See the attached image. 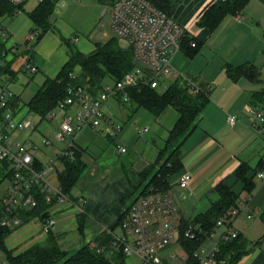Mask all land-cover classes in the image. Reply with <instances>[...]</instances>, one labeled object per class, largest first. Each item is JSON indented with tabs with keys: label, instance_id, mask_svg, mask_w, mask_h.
Wrapping results in <instances>:
<instances>
[{
	"label": "crops",
	"instance_id": "0c3cea01",
	"mask_svg": "<svg viewBox=\"0 0 264 264\" xmlns=\"http://www.w3.org/2000/svg\"><path fill=\"white\" fill-rule=\"evenodd\" d=\"M63 1L65 6L74 1L80 2ZM93 1L102 6L100 15L107 13H103V9L110 0ZM213 1L173 0L174 6L170 10L171 17L184 26L187 33L198 42V48L192 55H187L184 49L176 51L171 57L172 68L178 77L184 80L188 79L195 84L198 82L207 84L209 92L208 100L200 112L196 125L181 144V166L177 172L170 175L167 187L148 193L144 188L154 171L158 170L160 164L167 158L168 150L162 154L161 149L165 146L170 130L179 116L178 111L168 105L154 114L120 97L109 99L104 109L108 115L122 124L121 131L118 137L114 138L108 136L102 130V126H98L97 129L108 136L113 146H116L118 140L122 142L126 146V151L119 152L114 147L118 161L115 163L104 161L102 166L89 156L86 146L74 143L84 150L82 160L85 167L71 189L72 201L50 204L48 215L54 217L55 222L49 232L42 230L38 217L25 220L8 236L7 244L10 248L17 252L35 243H43L51 235L63 251L73 254L83 245L92 244L94 238L101 232L113 236L124 235L123 223L127 212L141 199L167 196L178 217L171 239L179 244L182 255L187 257L179 240L178 227L185 225L186 229L198 226V217L212 209L219 200L216 186L222 183L233 192L237 208L231 207L226 212L230 215L229 220L224 221L222 226L217 228L214 226L212 238H205L202 243L208 239L212 242L210 249L215 246L218 249L221 233L231 225L244 242V252L235 264H264V220L261 217L264 211V178L257 175L259 171H264V138L250 124V117L246 111V106L255 104L252 101L258 98L261 90H264L256 84V81L260 80V67H264V0H245L237 11L221 14L217 24L210 29L201 25L199 18ZM24 4L21 9H24ZM237 15H240L239 19ZM54 30L52 24L42 36H38L34 46L33 55L37 70L30 77L33 79L34 75L35 78L37 76L40 84L46 77H54L68 57L61 47L65 43L63 40L65 37L56 34ZM79 45L86 46L83 42H79ZM79 50L85 53L91 51ZM17 61L19 65L18 56L11 64L16 72L15 80L20 73L16 70ZM244 64L258 69V79L246 75L232 78L227 73V68ZM169 78L174 80L172 75H169ZM12 82L9 83L10 88ZM15 95L17 94L14 92ZM113 104L118 106L117 112L112 109ZM232 114H237L238 120L231 124L227 117ZM64 115L65 110H60L58 123ZM86 129L96 130L93 126L85 124L75 133L76 135L74 134L75 138L77 139ZM35 157L41 166L47 164L39 157ZM56 159L60 166H55L44 173L45 178L49 180L47 174L55 172L53 182L51 181L53 184H58L57 172L63 167L58 155ZM242 166L247 167L246 177L252 181L250 193L244 189V181L237 176ZM86 169L88 172L82 185L84 190L81 191L77 184ZM182 173L189 175V183L185 188H180L176 183ZM232 209H236V212L232 213ZM223 213L224 211L220 215ZM164 219L161 213L153 214L151 228H161ZM118 248V245L112 244L104 246L102 250L105 257L115 263L114 254H117ZM197 250L198 248L195 251ZM131 255L139 258L133 253L124 254L122 255L124 264H128L126 258ZM170 255L172 257L173 252ZM161 258L168 264L164 257ZM197 262L215 264V259Z\"/></svg>",
	"mask_w": 264,
	"mask_h": 264
},
{
	"label": "built area",
	"instance_id": "2783aa9c",
	"mask_svg": "<svg viewBox=\"0 0 264 264\" xmlns=\"http://www.w3.org/2000/svg\"><path fill=\"white\" fill-rule=\"evenodd\" d=\"M8 1L13 4H21L28 0ZM33 1L40 3L44 0ZM65 5L63 0L55 1L51 17L55 13H61V9ZM106 12L113 34L122 46L131 49L135 65L119 80L103 83L94 96L82 86H70L68 95L58 102L55 109L46 114L47 118H52L57 109L65 110V115L56 127L55 138L60 141L69 138V142L65 148L59 151V157L69 156L72 158L74 147L72 137L85 124L93 127L102 126V130L108 136L118 137L122 124L106 113L104 108L108 98L122 96L125 99L127 98L125 89L137 85L165 89L169 84L167 76L169 74L177 75L176 72H172L170 59L176 51L180 50L182 40L187 34L184 26L150 0H110L104 6L103 13ZM239 17L240 15H237L238 19ZM38 36L39 31L31 29L26 34L20 50L17 42L5 47L6 54L10 51L12 57L18 56L17 71L30 74L36 72L34 45L30 42L33 39L36 42ZM6 38L7 31L0 25V42L4 44ZM190 45L194 46V42L190 41ZM12 81L14 79L0 78V167H2L0 179L6 178L4 173L11 172L10 185L0 196V226L7 227H14L22 222L18 215L19 209H30L37 205V198L33 192L35 185L41 187L46 202L69 200L68 195L62 191L58 184L51 183L44 176L46 171L55 168L56 162L50 160L46 165L40 168L36 167L34 159H36L35 153L38 150L37 144L30 139H20L18 133L25 129H35L36 123L28 117H18V110H14L10 106L14 97V92L9 87V83ZM28 82L29 80L26 81V83ZM186 82L190 83L188 79ZM246 111L250 117V124L264 138V102L248 104ZM227 121L231 124L235 123L237 116L229 115ZM50 143L48 138L42 137V145ZM116 147L119 152L126 151V146L119 140ZM2 161H6V164H3ZM257 175L264 177V171H259ZM188 182L189 175L187 173H182L177 178V185L180 188L187 186ZM157 212L164 215L165 222L161 228L153 229L151 228V216ZM231 212L235 213L236 209H232ZM249 216L250 214H248ZM177 218L175 207L167 196L145 197L130 208L123 223L125 234L114 235V242L121 244L125 254L138 255L141 264H163L159 251L172 238ZM53 224L54 218L47 216L41 222V228L44 232H48ZM223 224V219L219 218L215 227ZM197 232L188 227L184 230V235L193 238L201 233V231ZM212 235L213 231L205 236L211 239ZM236 235L237 231L228 225L221 233L220 240H228ZM216 251V246L208 250L201 245L194 252V256L202 263L205 259L213 260ZM177 262L178 264H190L185 255L177 258ZM0 264H5L4 260H0Z\"/></svg>",
	"mask_w": 264,
	"mask_h": 264
},
{
	"label": "trees",
	"instance_id": "16d2710c",
	"mask_svg": "<svg viewBox=\"0 0 264 264\" xmlns=\"http://www.w3.org/2000/svg\"><path fill=\"white\" fill-rule=\"evenodd\" d=\"M56 0H44L38 3L31 11L28 12L29 18L36 25L39 36L52 27L51 14ZM154 5L162 9L167 15L174 6L173 0H150ZM245 0H214L208 5L200 15L199 22L210 29L213 28L221 14L227 11H237ZM21 4H13L8 0H0V16L14 15L17 9L22 8ZM38 40V39H36ZM68 45L69 39H63ZM194 42V46L190 45ZM188 47V48H187ZM198 48V42L195 38L186 34L182 40L180 50L184 49L187 55H192ZM7 50L0 42V78L5 76L7 79H15L16 72L12 69L11 64L14 55L10 59H5ZM24 51V50H23ZM132 51L122 46L117 37L113 34L103 42H97L89 52H82L79 49L71 48L66 61L54 77H46L35 92L25 102L28 112L37 115L39 120L46 118V114L51 112L68 95L70 86H82L93 96L97 94L102 84L108 81L119 80L125 72L134 67ZM79 67L76 73L74 70ZM227 73L232 78L240 75H246L250 78L258 79L259 71L252 65H238L237 67L227 68ZM196 87V88H195ZM193 87L186 80L177 77L172 80L165 89H158L146 85H137L127 88L128 102L134 103L137 107H143L152 113L160 112L164 107L173 106L179 113V116L170 130L169 137L165 146L161 149L164 154L168 150L167 158L162 162L145 184L146 193L163 190L168 185L170 175L177 172L181 166L180 153L181 144L189 131L196 125V121L201 110L208 100L209 87L207 84L198 82ZM260 96V97H259ZM252 102H264V90ZM21 100L15 95L10 106L18 110ZM74 144L73 156L60 157L62 169L57 172L58 184L62 191L71 194L72 187L79 179L82 170L85 167L82 160V153ZM6 164V161H2ZM34 165L42 167L39 160L34 159ZM0 167V173L2 172ZM247 167H241L237 176L244 181V189L248 193L252 189L251 178L246 177ZM3 174V173H2ZM6 178H10L11 172L4 173ZM33 192L37 198V205L30 209H19L18 215L21 217V225L25 220L38 217L41 221L48 216V207L50 202H46L44 194L39 185L33 187ZM216 190L219 194V200L216 205L198 217V226H192L196 232L201 231L196 237L189 238L184 235L185 225L179 226V240L187 253V261L190 264H199L194 251L199 248L205 235L209 234L216 224L217 219L223 218L228 221L230 215L226 212L232 207L237 208L234 201L236 197L229 187L225 184H218ZM129 211V210H128ZM222 216L220 215L222 212ZM128 213V212H127ZM264 220V211L261 214ZM19 225L14 227L0 226V253H3L5 264H124L122 255V246L114 242V236L110 233L101 232L98 234L93 243L85 244L80 250L73 254H67L63 251L54 238L50 235L43 243H35L20 251L15 252L7 244V238ZM188 225V224H187ZM186 225V227H187ZM198 233V232H197ZM116 244L119 248L116 251L115 263L109 261L104 255V246ZM244 252V242L237 234L228 240H220L218 249L215 253V264H235ZM65 256V257H64ZM163 264H166L163 262Z\"/></svg>",
	"mask_w": 264,
	"mask_h": 264
},
{
	"label": "rangeland",
	"instance_id": "374dc122",
	"mask_svg": "<svg viewBox=\"0 0 264 264\" xmlns=\"http://www.w3.org/2000/svg\"><path fill=\"white\" fill-rule=\"evenodd\" d=\"M93 2L95 1L80 0L79 3L74 1L69 6L67 5L65 6V8H62L61 13H55V15L51 17V22L55 28L54 30L55 33L61 34L65 38L70 39L69 45L67 43H63L61 46L67 54L69 53L71 48L91 50L94 47L95 43L103 42L113 35V32L109 26L108 14L106 13L100 15L99 13L102 10V6H100V3L98 2L96 3ZM35 4L36 3L34 1L28 0L24 4V9H17V12L14 15L6 14L0 16V25H2L7 31V38L4 42L5 47H9L13 42H17L19 44V50H20L21 47L23 46L22 42L24 41L26 34L29 32V30L36 28V25L30 20L27 12L30 9H32ZM34 42L35 40L33 39L31 40L30 43L35 46L36 42L35 43ZM79 42H83L86 46L81 47L79 45ZM11 57L12 54L9 51L6 54L5 59H10ZM17 65H18V61L16 62V66ZM260 68H261L260 80L256 81V84H258L259 87L264 88V67L261 66ZM74 71L77 73L79 71V67H76ZM172 72L174 73L176 71L173 70L172 68ZM31 75L32 74L30 73L20 72L18 73L16 80L14 79V82H12L10 85L11 89L15 92V94L19 96L21 100V105L17 112L18 117H23V118L29 117L34 121V123H36L35 129L33 130L25 129L18 134L21 140L30 139L37 144L38 150L36 151L35 156L39 157V159L42 160L43 163H48L51 159L56 162L57 160L56 158L59 151L66 147V145L69 142V138H66L63 141L57 140L55 138V130L59 119L60 109H57L55 111L54 117L51 120L48 119L47 117L42 120H39L36 114L27 111L25 102L29 99V97L35 92V90L40 85V80H38L37 76L35 78L34 75V78L31 79L30 77ZM169 75L173 76V74H169ZM169 75L167 76L168 81L170 80ZM177 75L173 76V78L174 79L177 78L178 77ZM27 80H29L28 83H26ZM172 80L173 79H171L169 83ZM190 84L193 87H195V83L190 81ZM125 94L127 95V98L125 99L122 96H118V97H120L122 100L127 101L128 100L127 88L125 89ZM109 99L112 98H108L106 103H108ZM112 109L117 112L118 106L117 105L115 106L113 104ZM95 128L96 130L86 129L79 137H77V139L75 138V136L72 137L75 139L74 143H79L80 145L86 146L88 149L89 156L93 158L97 163L102 164V166H104V161H109L111 163L117 162L118 157L117 154L115 153V148H114L116 146H113L111 144V142L107 138L108 136L105 133L99 132L97 129L98 127H94V129ZM43 136L48 138V140H50L51 143L47 145H42L41 139ZM55 166L57 167L60 166L58 161ZM87 172L88 169H86V171L83 172L77 184L78 189L79 190L82 189L81 191L84 190L82 185L85 183V174ZM54 173L55 172H51L49 175L47 174L50 182L52 181ZM7 186H9V179L8 178L0 179V196L2 195V193L4 192ZM67 195L69 197V200L67 201H72L70 196L71 194H67ZM53 202H59V201L56 200L50 201V203ZM0 208H1V199H0ZM214 241L216 240L214 239ZM202 246L210 249L212 247V242L207 239L204 243H202ZM172 252H173V256L171 257L170 254ZM159 254L161 257H164L168 261V264H178L177 258L182 256L183 253L179 244L174 239H171L167 244V246L163 248V250H161ZM3 258H4L3 253L1 252L0 260H3ZM185 258L187 259L186 255ZM126 262L128 264H141L139 262V258L137 259L133 255L127 256Z\"/></svg>",
	"mask_w": 264,
	"mask_h": 264
}]
</instances>
